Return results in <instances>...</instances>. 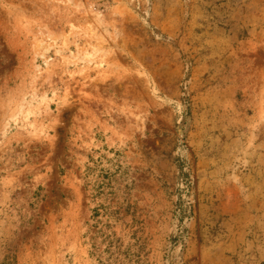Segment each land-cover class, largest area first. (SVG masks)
<instances>
[{"label": "rangeland", "instance_id": "374dc122", "mask_svg": "<svg viewBox=\"0 0 264 264\" xmlns=\"http://www.w3.org/2000/svg\"><path fill=\"white\" fill-rule=\"evenodd\" d=\"M0 264H264V0H0Z\"/></svg>", "mask_w": 264, "mask_h": 264}]
</instances>
